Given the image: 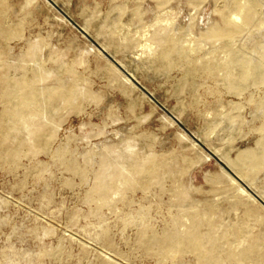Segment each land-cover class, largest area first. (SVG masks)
Here are the masks:
<instances>
[{"label": "rangeland", "instance_id": "1", "mask_svg": "<svg viewBox=\"0 0 264 264\" xmlns=\"http://www.w3.org/2000/svg\"><path fill=\"white\" fill-rule=\"evenodd\" d=\"M53 1L88 36L47 0H0V264H202L139 244L144 230L190 226L204 251L218 241L214 264H264V206L238 191L227 163L264 200V81L253 82L264 0L228 48L205 30L223 25L231 0ZM159 39L177 46L163 56ZM229 52L256 63L241 93L227 90ZM29 80L53 92L12 120L16 98L4 91ZM141 163L144 177L133 172ZM100 167L106 180L124 167L136 182L117 175L90 195Z\"/></svg>", "mask_w": 264, "mask_h": 264}, {"label": "bare ground", "instance_id": "2", "mask_svg": "<svg viewBox=\"0 0 264 264\" xmlns=\"http://www.w3.org/2000/svg\"><path fill=\"white\" fill-rule=\"evenodd\" d=\"M157 2H162V1L157 0ZM224 7H225V4L223 3L221 6V10H220L222 13L223 25L222 26L210 25V26H208V28L205 31L210 35V38H212L215 41L223 42L224 47L228 48L229 45L234 41V38L237 35V33H239L244 27L251 26L258 19L256 16V10L254 7V1L253 0H231V8L229 9V11L227 13L225 12ZM159 42H162L163 44L166 45V47L161 49V54L163 56H166L170 49H173L177 46L176 42H174L173 40H170V39H166V40L165 39H163V40L159 39ZM169 45H170V47L168 48ZM145 46L147 48L149 47V50L151 49L149 44H146ZM143 49H145V47ZM146 51H148V50H146ZM259 56L261 59L258 63L261 65L264 63V59L262 58L261 52H260ZM229 57L230 58L228 59V61L226 63H224V65H226V67L230 66L231 69H233V70H230L225 75V79L228 82L227 90L230 92H234V93H241L247 84V80H248L247 70L249 68H254L256 63L254 61L248 59L247 56H245L244 54H236L233 52H229ZM224 61H226V60H224ZM203 69H205V70H207V72L211 73V71L208 70L207 67H203ZM234 70L236 72H233ZM124 77L126 79H128L127 76L124 75ZM263 81H264V71L258 70L255 78L253 79V82L254 83H262ZM31 82H32V80L18 82V83H16V85L13 88L7 89L4 91V96L14 95L16 98V104L18 107H17V109H15L14 111L9 113V116L12 120H16L19 117V115L31 105H33V106L38 105L37 107H40L39 102H42L43 100L48 99V97L50 98V96L53 92L50 89L46 90V89L42 88L40 90H34L31 87L26 88V86ZM71 93H72V90L70 89V91H68L67 94H64V96L69 98V97H71ZM44 96H45V98H44ZM2 102H4V101H2ZM0 126H1V124H0ZM0 130H1V128H0ZM34 134L32 136L33 138L35 136ZM227 163L229 164V166H231V168L234 170V173L236 175L239 174L241 177H244V175L241 174V171L238 170V166L233 160H227ZM68 166L72 170H75V166L72 163H68ZM150 171H151V166L147 167L144 163H141L137 168L134 169L133 172L135 174L139 175L140 177H144ZM106 174L108 175V170L103 169V167H100V169L97 171V173L95 175V182H94L93 188L90 192V195H100V196L106 195L108 188H110V186H111L112 179L114 177H117V175L123 174L125 181H130V184L136 182V178L133 176V174L130 172V175H129L127 169L124 167H119L117 169L112 170L111 173H109V176H110L109 180L105 179ZM217 174H220V173H217ZM229 178L233 182L236 181L230 175H229ZM237 189L241 193H248V196L250 198L255 199V197H253L245 189V187L242 186L241 184H238ZM262 194H263L262 192L258 193V195H260V196H262ZM238 202H239V204L243 203L241 198H238ZM249 207H246V208L249 209ZM191 216L193 219H197V217H198V215L196 213H192ZM178 222H179V219L173 220V224H177ZM147 232L148 231L144 230L141 233V238H140L139 244L145 248H148V247L153 245L156 247L155 251L158 253H165L168 251L178 253L181 250H186V251L194 253L198 257L199 261L202 264H214L218 259L217 255H216V251H217L216 245L218 244V241L215 239H211L209 237L206 241L207 244L209 245V250L204 251L203 247H202V242H203L202 238L205 236V234L203 235L199 231L194 230L192 226H190L187 230H185L181 233L177 232L175 230H169V229L164 230L160 234L156 233L157 235L156 234H147ZM229 252H230V250H229ZM248 252L249 253L254 252V249L252 246L243 250V253L245 254V255L243 254L244 257H248V255H246ZM261 258L264 260V252L261 254Z\"/></svg>", "mask_w": 264, "mask_h": 264}, {"label": "water", "instance_id": "3", "mask_svg": "<svg viewBox=\"0 0 264 264\" xmlns=\"http://www.w3.org/2000/svg\"><path fill=\"white\" fill-rule=\"evenodd\" d=\"M53 7H55L62 15H64V17L73 24L74 27H76L79 31L82 32L83 35L88 36L87 33L81 28L79 27L75 22L72 21V19L66 15V13H64L62 11L61 8L58 7V5L53 1V0H47ZM90 38V37H89ZM94 43L97 45V47L99 48L100 51H102L104 53V55L125 75L128 77V79L130 81H132L133 83H135L140 89H142L146 95H148V97L152 98V95L146 91L137 81L136 79H134V77L128 72L126 71L110 54H108L98 43H96L94 41ZM225 169L229 170V168L227 166H225ZM230 174L232 176H234L242 186L245 187V189L253 196L255 197V199L260 202L263 206H264V200H262L254 191L250 190L249 187L243 183L238 177H236V175L230 171Z\"/></svg>", "mask_w": 264, "mask_h": 264}]
</instances>
